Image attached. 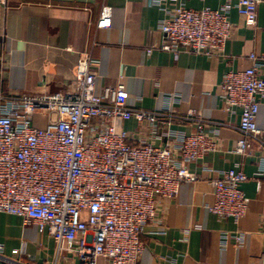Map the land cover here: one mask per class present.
Wrapping results in <instances>:
<instances>
[{
    "label": "built area",
    "instance_id": "2783aa9c",
    "mask_svg": "<svg viewBox=\"0 0 264 264\" xmlns=\"http://www.w3.org/2000/svg\"><path fill=\"white\" fill-rule=\"evenodd\" d=\"M260 1L227 0L219 9L196 10L154 0L164 13L161 48L176 57L181 52L222 56L233 31L231 10L254 25ZM111 24L112 8L105 4L98 27ZM250 58V68L229 71L222 80L228 109L241 112L239 153L250 147V140L264 145L257 124L264 63L256 54ZM99 66L90 56L80 58L73 85L65 92H0V212L47 231L60 250L78 257V264H97L101 257L108 264H138L145 226L183 183L197 178L188 165L217 149L218 133L207 131L201 113L179 114L175 98L150 110L129 103L124 83L99 91ZM130 119L137 122L134 132L125 127ZM182 121H193L195 132L177 129ZM247 179L233 168L211 179L215 202L209 210L221 219L243 218L249 198L241 186ZM243 237L224 234L222 243L226 246L232 238L240 243ZM0 264L19 263L0 245Z\"/></svg>",
    "mask_w": 264,
    "mask_h": 264
},
{
    "label": "crops",
    "instance_id": "0c3cea01",
    "mask_svg": "<svg viewBox=\"0 0 264 264\" xmlns=\"http://www.w3.org/2000/svg\"><path fill=\"white\" fill-rule=\"evenodd\" d=\"M173 1L196 10L219 9L227 2ZM105 4L112 8V24L100 28ZM163 17L154 0H0V92H65L73 85L78 60L90 56L100 63L99 91L121 82L132 106L157 110L172 97L179 114L201 113L207 131L217 130L218 147L188 165L197 178L183 183L174 199L160 205L157 219L145 226V250L138 264H264V145L250 140L244 153L235 151L242 137L237 128L241 112L228 109L222 88L227 72L253 65L251 54L264 63V0L254 25L231 10L232 34L223 55L214 58L193 52L176 57L162 49ZM260 72L264 75V64ZM257 124L264 135V97ZM125 127L134 132L136 120ZM175 127L186 133L196 130L193 121ZM232 168L248 176L241 187L249 207L238 222L209 210L215 202L210 180ZM237 233L244 234L242 242L232 238L223 245L224 234ZM0 245L19 264L79 263L47 231L15 214L0 212ZM97 264L108 261L101 257Z\"/></svg>",
    "mask_w": 264,
    "mask_h": 264
}]
</instances>
